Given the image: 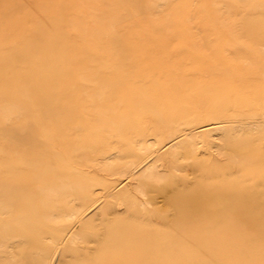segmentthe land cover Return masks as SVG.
<instances>
[{
    "label": "rangeland",
    "instance_id": "1",
    "mask_svg": "<svg viewBox=\"0 0 264 264\" xmlns=\"http://www.w3.org/2000/svg\"><path fill=\"white\" fill-rule=\"evenodd\" d=\"M139 260L264 264V0H0V264Z\"/></svg>",
    "mask_w": 264,
    "mask_h": 264
},
{
    "label": "bare ground",
    "instance_id": "2",
    "mask_svg": "<svg viewBox=\"0 0 264 264\" xmlns=\"http://www.w3.org/2000/svg\"><path fill=\"white\" fill-rule=\"evenodd\" d=\"M143 138V137H142ZM135 141V140H134ZM137 141V140H136ZM148 141V140H147ZM146 141V142H147ZM144 143V140L143 139H141V141L139 142V147L141 148V149H144V148H146V147H149V144L150 143ZM136 143V142H135ZM114 152V151H113ZM114 157H118V156H116V154L115 155H113V154H106V155H104V157H103V161H104V163H106V164H108L109 166H114L115 164V162H117V161H119L118 159L117 160H113L114 159ZM121 162H122V160H121ZM128 163V162H127ZM146 163V162H145ZM144 163V164H145ZM126 165V164H125ZM122 166V165H121ZM130 166V165H129ZM135 166H137V165H135ZM136 168V167H135ZM154 168H156V165L155 164H151V165H149L147 168H146V172H149V174H147L148 175V177H151V176H149V175H154V177L156 176V178H155V180L156 179H158L159 178V175L157 174V172H154ZM158 168V167H157ZM134 170V169H133ZM133 170H129V171H127V169H121V176L122 177H126V176H128V175H131L130 173L133 171ZM134 172V171H133ZM187 172V171H186ZM119 173V172H118ZM117 175V174H116ZM154 177H153V180H154ZM160 180V179H159ZM157 181V180H156ZM156 181H154L155 183H156ZM150 187L152 188H150V190L148 191V194L149 195H152L154 198V200L157 198V196L159 195V194H161L160 192H159V190L158 189H156V186H153V185H150ZM146 190V189H145ZM161 190H163V189H161ZM164 191V190H163ZM93 195V194H92ZM166 197V201H167V207L169 208V209H171V212L166 216V214H165V212L164 213H157L156 215L157 216H155V218H157V220H159V219H161V218H163V217H165L164 219H166L168 222H170V219H172V218H174V215L176 216V213H173V212H175L174 211V209L176 210V212H179V213H181L180 212V210H181V207L186 203V201L184 200V199H178L177 200V202L176 201H174V197H171V196H165ZM95 200V199H94ZM190 201H193V200H190ZM195 201V200H194ZM134 205V204H133ZM139 210V209H138ZM134 211H137V210H135V209H132L131 210V212H134ZM116 212V211H115ZM174 214V215H173ZM115 215V214H114ZM133 215V214H132ZM181 216V215H180ZM182 218V222H186V221H189L188 220V216L186 217L184 214L181 216ZM195 218V217H194ZM109 223V222H108ZM107 223V224H108ZM106 226V225H105ZM145 229L146 230H148L149 232H147V234H145V235H143V237H144V239H142V242L143 243H145V244H148L147 242L148 241H153V240H157V239H160L159 238V236H160V231H156L154 228H152V227H145ZM145 231V230H144ZM101 232H102V230H101ZM106 231H104V232H102L101 234H99V237L101 238V240L104 238L103 236H104V233H105ZM167 234V235H166ZM165 234V240L167 241V242H169V244H167V248H169L173 243H180L181 241H175L176 239H174L172 236L173 235H170V233L169 232H167ZM95 236V235H94ZM99 238V239H100ZM84 240V239H83ZM134 244V243H133ZM132 244V245H133ZM144 244V245H145ZM136 245V244H135ZM140 245V244H139ZM130 249V248H129ZM158 250V249H157ZM166 250V249H165ZM132 251V250H131ZM159 252V251H158ZM148 255V257H149V259L147 258V259H145L144 261H146L147 263H149L151 260H153V262H154V257H155V254H157V252H156V250L155 249H153V251L152 250H149L148 252H146ZM157 257V256H156ZM158 258H160V257H158ZM125 259V258H124ZM157 259V258H156ZM140 260H142L141 258H140ZM139 260V261H140ZM143 260H142V262H144ZM121 262V261H120ZM141 262V261H140ZM142 262H141V264H142ZM145 262V263H146ZM156 263V262H155Z\"/></svg>",
    "mask_w": 264,
    "mask_h": 264
}]
</instances>
